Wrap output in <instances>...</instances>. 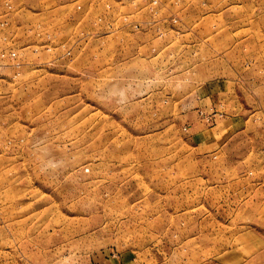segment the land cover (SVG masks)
I'll return each mask as SVG.
<instances>
[{"label":"rangeland","instance_id":"1","mask_svg":"<svg viewBox=\"0 0 264 264\" xmlns=\"http://www.w3.org/2000/svg\"><path fill=\"white\" fill-rule=\"evenodd\" d=\"M123 263L264 264V0H0V264Z\"/></svg>","mask_w":264,"mask_h":264},{"label":"crops","instance_id":"2","mask_svg":"<svg viewBox=\"0 0 264 264\" xmlns=\"http://www.w3.org/2000/svg\"><path fill=\"white\" fill-rule=\"evenodd\" d=\"M101 262H103V260H102ZM123 264H124V263H123Z\"/></svg>","mask_w":264,"mask_h":264}]
</instances>
